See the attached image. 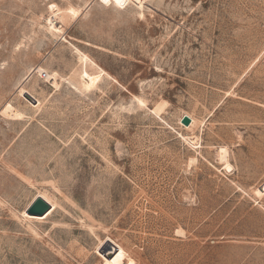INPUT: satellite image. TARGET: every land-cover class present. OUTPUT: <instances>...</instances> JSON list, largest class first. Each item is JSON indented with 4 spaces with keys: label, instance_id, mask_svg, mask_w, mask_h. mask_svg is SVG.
<instances>
[{
    "label": "rangeland",
    "instance_id": "obj_1",
    "mask_svg": "<svg viewBox=\"0 0 264 264\" xmlns=\"http://www.w3.org/2000/svg\"><path fill=\"white\" fill-rule=\"evenodd\" d=\"M263 183L264 0H0V264H264Z\"/></svg>",
    "mask_w": 264,
    "mask_h": 264
},
{
    "label": "bare ground",
    "instance_id": "obj_2",
    "mask_svg": "<svg viewBox=\"0 0 264 264\" xmlns=\"http://www.w3.org/2000/svg\"><path fill=\"white\" fill-rule=\"evenodd\" d=\"M101 1H103L104 3H113V4L121 7L122 5H124L126 3L127 0H107V2H105V0H101ZM47 23L52 27L53 22L50 19H47ZM56 31H59V26L57 28H55L51 32V34L54 35ZM84 60L86 62L89 59L87 57H85ZM38 70L41 71L40 69H38ZM39 71H37V72H39ZM103 74H104V72L102 70H100L96 73H92L89 70H87L86 68L82 69L80 72L82 89H80V88H78V89L80 91H86V90L91 89L98 82V80L101 78V76ZM48 77H49V75H48ZM55 84L56 83L54 82V85ZM26 93H24V97H25ZM28 100L31 101L32 103H36V101L34 102L32 99H28ZM186 115L188 117H190V119H191L190 124L185 126V128H188L193 124L194 119L190 115H188V114H186ZM219 153L221 154L220 156H222L223 159H225L227 157V149L225 147H220ZM224 161H225V163H224L225 167L227 169H229L230 166L228 165L227 160L225 159ZM258 188H259V190L264 191V183L261 184ZM99 246H100V250L98 252V255L100 257V264H132V263H134V259L130 256V254L121 245H119L116 241H114L112 238H106L105 240H101L99 243Z\"/></svg>",
    "mask_w": 264,
    "mask_h": 264
},
{
    "label": "water",
    "instance_id": "obj_3",
    "mask_svg": "<svg viewBox=\"0 0 264 264\" xmlns=\"http://www.w3.org/2000/svg\"><path fill=\"white\" fill-rule=\"evenodd\" d=\"M25 97L27 99H32L34 102L36 99H34L30 94L26 93ZM191 122L190 117L187 115H183L181 118V123L184 125H189ZM50 209V204L41 196H37L34 201L29 205V207L26 209V212L29 215L32 216H43L48 210Z\"/></svg>",
    "mask_w": 264,
    "mask_h": 264
},
{
    "label": "built area",
    "instance_id": "obj_4",
    "mask_svg": "<svg viewBox=\"0 0 264 264\" xmlns=\"http://www.w3.org/2000/svg\"><path fill=\"white\" fill-rule=\"evenodd\" d=\"M39 76L42 79H46L48 77V74L46 71L41 70V71H39Z\"/></svg>",
    "mask_w": 264,
    "mask_h": 264
},
{
    "label": "snow or ice",
    "instance_id": "obj_5",
    "mask_svg": "<svg viewBox=\"0 0 264 264\" xmlns=\"http://www.w3.org/2000/svg\"><path fill=\"white\" fill-rule=\"evenodd\" d=\"M105 2H107V0H105Z\"/></svg>",
    "mask_w": 264,
    "mask_h": 264
}]
</instances>
